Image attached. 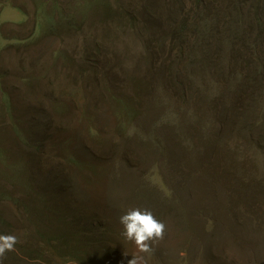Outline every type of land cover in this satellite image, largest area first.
Instances as JSON below:
<instances>
[{
    "label": "rangeland",
    "instance_id": "374dc122",
    "mask_svg": "<svg viewBox=\"0 0 264 264\" xmlns=\"http://www.w3.org/2000/svg\"><path fill=\"white\" fill-rule=\"evenodd\" d=\"M145 1L135 0L136 11ZM116 2L104 0L111 8ZM119 2L133 9L134 0ZM48 13L62 24L37 34V17L53 24ZM133 31L129 25H104L95 0H0V218L5 224L0 231L15 235V253L38 264H129L132 259L137 264H255L248 250L264 238V227L249 231V246L235 244L223 231L198 232L192 221L211 223V213L192 195L179 194L180 186H162L158 162L144 171L153 174L151 185L160 191L151 190L144 203L128 193L135 182L113 191V180L124 177L118 166L114 169L101 158L121 141L113 101L104 96L105 89L110 92L107 82L115 79L106 69L118 70L114 57L127 68L143 58L142 42ZM93 44L99 50L81 60L83 50ZM16 126L21 135L15 136ZM19 137L40 150L33 153ZM27 157L35 167L26 165ZM70 158L82 164L71 165ZM54 205L55 210L67 209L70 217L55 218ZM133 208L150 210L165 225L150 253L140 252L121 235L119 218ZM207 214L211 216L204 218ZM49 230L80 242L89 257L70 253L74 244L54 250L57 245L43 238L42 231Z\"/></svg>",
    "mask_w": 264,
    "mask_h": 264
},
{
    "label": "trees",
    "instance_id": "16d2710c",
    "mask_svg": "<svg viewBox=\"0 0 264 264\" xmlns=\"http://www.w3.org/2000/svg\"><path fill=\"white\" fill-rule=\"evenodd\" d=\"M95 3L102 23L129 25L145 53L128 68L119 57H114L117 71L105 65L115 79L107 82L110 92L105 89L104 96L113 101L121 141L101 158L114 169L118 166L124 177L113 180V191L135 182L128 193L144 203L151 190L160 191L151 185L153 174L144 171L158 162L162 186H180L179 194L192 195L211 213V223L192 221L195 230L223 231L235 244L248 245L249 231L264 227V0H147L137 4L138 11L135 0L133 9L119 0L112 8L104 0ZM47 17L53 20L50 13ZM60 24L37 17L34 32L45 34ZM98 50L95 44L87 46L80 59L87 61ZM5 107L11 114V104ZM15 131L21 135L19 126ZM21 137L33 153L40 150ZM28 159L26 165L34 166ZM68 162L82 164L71 158ZM52 208L55 218L70 217L67 209ZM2 224L0 218L3 229ZM42 233L47 243L57 245L54 250L74 244L70 253L89 257L87 247L71 236ZM251 248L255 264H264V238ZM15 252H8L3 264H38Z\"/></svg>",
    "mask_w": 264,
    "mask_h": 264
},
{
    "label": "clouds",
    "instance_id": "9594fccd",
    "mask_svg": "<svg viewBox=\"0 0 264 264\" xmlns=\"http://www.w3.org/2000/svg\"><path fill=\"white\" fill-rule=\"evenodd\" d=\"M122 226L121 235L127 242L132 243L140 252L150 253L152 242L163 238L165 225L157 220L148 209H129L119 218ZM18 239L12 234H0V264L7 258L6 254L15 250ZM129 264H137L132 259Z\"/></svg>",
    "mask_w": 264,
    "mask_h": 264
}]
</instances>
